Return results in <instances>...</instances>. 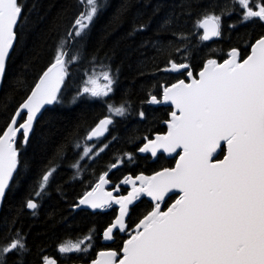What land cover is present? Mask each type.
<instances>
[{"label": "trees", "instance_id": "1", "mask_svg": "<svg viewBox=\"0 0 264 264\" xmlns=\"http://www.w3.org/2000/svg\"><path fill=\"white\" fill-rule=\"evenodd\" d=\"M18 2L22 15L0 92V134L61 46L77 59L68 63L59 102L44 111L27 143L22 134L16 141L19 167L0 211V245L20 238L26 251L8 253L3 261L43 264V257L48 256L57 264H91L101 251L119 252L153 204L141 196L129 211L126 232L115 231L114 239L107 243L103 232L119 209L78 211L75 207L85 193L105 173L112 188L118 185L120 195H127L130 189L121 183L125 177L152 176L175 167L176 158L159 155L153 159L139 154L147 142L145 137L153 140L166 134V121L171 119L172 108L148 103L150 94L159 98L162 86L186 79V74L162 69L169 61L187 63L197 77L208 59L222 63L234 48L242 60L251 53V45L264 36V21H245L244 10L234 0H97L98 11L89 26L80 37H70L84 10L78 0ZM205 15L221 17L220 36L211 42L201 39L203 33L197 27ZM93 71H108L112 76V91L107 97L81 95ZM109 105H124L125 115H111ZM110 116L113 123L106 134L89 141L90 131ZM96 144L99 150L84 156V149ZM52 168L55 171L45 189L35 195L42 176ZM175 196L163 205L164 210ZM30 199L37 203L35 212L27 210ZM81 239L85 241L81 247L87 251H58L62 243Z\"/></svg>", "mask_w": 264, "mask_h": 264}, {"label": "snow or ice", "instance_id": "2", "mask_svg": "<svg viewBox=\"0 0 264 264\" xmlns=\"http://www.w3.org/2000/svg\"><path fill=\"white\" fill-rule=\"evenodd\" d=\"M78 2L84 10L75 20L70 37H80L98 11L97 0ZM234 2L244 10L245 21H264V2ZM21 13L18 0H0V78L17 39ZM220 21L219 15H205L198 21L197 27L204 30L201 39L220 36ZM227 55L222 63L208 59L198 78L187 63L169 61V66L162 69L186 74L188 82L178 79L170 86H162L159 98L150 94L148 103L171 106V119L166 121V134L157 135L154 140L145 137L147 142L139 151L153 157L162 152L179 158L175 167L152 176L125 177L121 183L131 185L126 196L114 197L112 192L104 191V185L109 183L105 173L79 200L80 205L94 210L119 205V215L103 232L105 241L114 239V230L126 232L129 206L141 196L153 202L151 211L139 220L122 249L101 251L92 264H264V36L251 45L246 58L241 60V53L235 48ZM76 59L61 46L54 62L0 134V200L17 168V134L22 130L27 143L37 114L45 105L59 102L68 63ZM113 82L108 71H93L81 95L107 97ZM108 110L114 116L126 113L124 105H109ZM139 115L144 117L143 112ZM18 118L23 122L18 123ZM112 123L111 116L100 120L87 139L103 135ZM90 151L85 148L84 156ZM54 171L52 168L42 176L35 195L45 189ZM115 190L120 191L118 185ZM170 194L178 195L167 210H162L165 198L173 199ZM26 206L36 209L37 204L30 199ZM84 243L83 239L66 241L58 246V251H87V247H81ZM14 251H26L20 238L0 245V264H4L6 254ZM43 264L57 261L44 256Z\"/></svg>", "mask_w": 264, "mask_h": 264}, {"label": "water", "instance_id": "3", "mask_svg": "<svg viewBox=\"0 0 264 264\" xmlns=\"http://www.w3.org/2000/svg\"><path fill=\"white\" fill-rule=\"evenodd\" d=\"M21 15H22V13H21ZM201 31H202V33H203V29H201ZM219 37V36H218ZM218 37H212L210 40H208V41H205V42H211V41H214V40H216ZM15 43H16V41L14 42V45H13V49L10 51V54H9V58H8V60L6 61V66H7V63H8V61H9V59H10V57H11V55H12V52H13V50H14V47H15ZM184 71H187V70H184ZM6 72V71H5ZM173 73H179V72H173ZM4 78H5V74H4V76L2 77V78H0V92H1V90H2V86H3V83H4ZM197 78H198V76H197ZM186 82H188V78H187V76H186V79H184ZM38 82H39V80H38ZM37 82V83H38ZM36 83V84H37ZM63 85V84H62ZM62 85H61V88H62ZM35 87V86H34ZM61 88H60V90H61ZM31 94V93H30ZM29 94V95H30ZM58 95H59V93H58ZM55 104V103H54ZM54 104H52V105H45L44 106V108L43 109H41V112L40 113H38L37 114V118H36V120L34 121V124H33V129H32V131L30 132V134H29V136L32 134V132H33V130H34V127H35V125H36V123L38 122V120L41 118V116H42V114L44 113V111L47 109V108H49V107H52ZM158 105H160V106H164V107H171L170 105H165V104H158ZM19 110V109H18ZM26 118V117H25ZM19 121H20V119L18 118V123H19ZM107 129H108V126H107ZM107 132V131H106ZM106 132L103 134V135H101V136H99V137H93L91 140H89V141H94V140H97V139H99V138H102L105 134H106ZM22 134V130H21V132L20 133H18L17 134V138H16V141L19 139V137H20V135ZM160 135H164V134H160ZM156 137V136H155ZM155 139V138H154ZM153 139V140H154ZM15 146H16V144H15ZM139 154L141 155V156H144V155H150L153 159H156L159 155H165L168 159H178L179 157L178 156H176L175 154L174 155H168V154H166V153H158L157 154V156L156 157H153L152 155H151V153H141L140 151H139ZM218 155H219V153H218ZM17 168H16V170L14 171V173H13V176H12V179L9 181V187H10V185H11V182H12V180H13V178H14V176L16 175V173H17V170H18V167H19V154H18V157H17ZM106 179H107V176H106ZM108 180V179H107ZM137 186H139V181H137ZM9 187L6 189V193H7V191H8V189H9ZM127 187L130 189L129 191H131V185L130 184H127ZM104 191H110V192H112V194H113V196L114 197H119V196H126V195H120V192L118 191H116L115 189H113L112 188V186H111V183L109 182L108 184H106V185H104ZM6 193H5V196H6ZM170 195H172V196H175V195H178V194H170ZM5 196H4V198H5ZM146 199H148L152 204H153V202L151 201V199L149 198V197H147V196H144ZM4 198L2 199V200H0V211H1V208H2V205H3V201H4ZM169 200V198L168 197H166L165 198V200H164V202L161 204V209L163 210V205L167 202ZM138 201L139 200H137V201H135L132 205H130L129 206V211H130V209L135 205V204H137L138 203ZM33 202H35V201H33ZM36 203V202H35ZM37 204V203H36ZM110 207H117L118 209H119V205H116V204H112V205H110V206H108V207H106L105 209H107V208H110ZM36 209H37V207H36ZM36 209H29V208H27V210L29 211V212H35V210ZM75 209L76 210H84V211H89V212H92V213H97V212H100V211H103V210H105V209H92V208H90L89 206H87V205H80L79 204V202H78V205L75 207ZM167 210V209H166ZM119 211V210H118ZM118 215H119V212H118ZM129 216V215H128ZM128 216L125 218V222L127 223V219H128ZM118 230V229H117ZM117 230H114V233H115V231H117ZM107 243L108 242H112V240H110V241H106ZM105 251H109V250H105ZM98 257H99V254H98ZM97 257V258H98ZM96 258V259H97ZM92 264V263H91Z\"/></svg>", "mask_w": 264, "mask_h": 264}, {"label": "rangeland", "instance_id": "4", "mask_svg": "<svg viewBox=\"0 0 264 264\" xmlns=\"http://www.w3.org/2000/svg\"><path fill=\"white\" fill-rule=\"evenodd\" d=\"M101 83H103V81H101ZM87 148H90L91 149V151L89 152V154H91V153H93L94 151H97V150H99V147H98V145L96 144L95 146H88ZM104 148H105V146H104ZM103 149V148H102ZM88 154V155H89ZM164 210V209H163Z\"/></svg>", "mask_w": 264, "mask_h": 264}]
</instances>
